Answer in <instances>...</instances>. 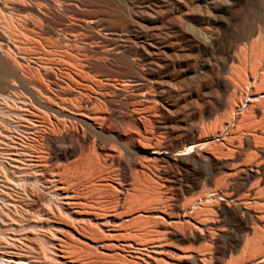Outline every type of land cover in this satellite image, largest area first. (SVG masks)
Masks as SVG:
<instances>
[{
  "label": "rangeland",
  "instance_id": "obj_1",
  "mask_svg": "<svg viewBox=\"0 0 264 264\" xmlns=\"http://www.w3.org/2000/svg\"><path fill=\"white\" fill-rule=\"evenodd\" d=\"M59 1L79 4L77 12L83 17L92 18L97 22L99 20V23L102 21L94 31H106V34L109 32L108 39L113 42L118 41L117 44L126 46L122 49L123 54L117 57L118 61L126 55L136 65L143 64L150 67L148 62L143 61L144 54L150 51L157 54L153 56V59L159 67L160 81L156 85L148 84L146 87L154 95L152 99L158 106L155 125L165 124L168 126L167 131H156L154 137L157 139L161 137L159 141L162 147L168 149L173 159L168 164L166 162L158 163L159 170L133 182L130 193L138 200L131 204L129 211L146 212L156 207L162 212L175 215L184 205L197 208L205 206L209 211L207 218L211 221V224H207L209 235L198 242H194L190 238L182 240L179 237L166 236L165 241L168 245L166 249L172 251V247H179L195 251L205 256L206 264H260L256 261H259L264 254V203L261 202L264 199V187L258 182V178L246 177L243 170L244 167H250L253 171L259 172L257 177L264 175L262 172L264 170V154L263 156L259 155L264 152V121L258 122V118L254 117L250 111L240 115L233 113L240 97L248 91V88L250 91L264 92V79L259 83L264 77V64L258 62L259 58L264 59V52L255 51L249 56L247 54L244 57L245 64L241 65L236 61L239 60L238 58L231 62L227 56L229 53L231 55V52L238 56L236 51L255 41L259 31L261 39L264 41V21L259 23L260 19H264V12L261 13L259 10L260 6L264 7V0H229V6L225 7L221 13L211 12L213 7L209 3L210 0H164L170 4L168 14H164V8H159L160 0ZM212 14L215 15V18ZM172 17H175V20ZM171 19H173L172 22ZM34 23L40 30L31 31V27L23 15L0 8V34L3 33L4 38L9 39V43L13 44L14 48L20 52H35L34 50L40 52L45 47L56 44L54 43L55 39L51 37L53 33H60V16L49 13L44 21L35 19ZM156 26L158 30H156ZM204 26L209 34L203 33ZM199 35L206 38L203 40ZM201 39L202 42H200ZM13 45L5 47L0 44V51L5 52L3 59L0 60V101L4 100L5 102H0V104L10 109L16 98L24 97L29 100L22 91L7 88L9 83L14 82L11 72H6L5 66L6 62L11 64L15 61ZM131 46L137 51L129 50L128 48ZM234 48L235 50H233ZM217 49L218 51H216ZM170 62L172 63L170 64ZM16 67L27 80L42 83L41 74L38 72L35 74L36 71H31L20 64ZM200 75V79L203 81L198 79ZM148 80L151 83L155 81L150 77ZM216 80L226 81L230 85L229 89L221 93L222 103H216ZM232 92H235L236 95L233 96ZM164 112L169 116L171 113L172 116L167 117ZM175 115L177 116L174 117ZM262 116L264 117V112ZM5 117L16 118V116L0 112V127L10 131L16 141H20L32 151L41 147L42 140L39 133L30 132V134L22 128L8 125L4 120ZM242 117H246L243 123ZM187 127H197V130L182 129ZM226 127L228 131L223 132ZM48 135L51 137L54 134ZM198 138H210L213 142L201 146L196 154L192 152L193 150H189L191 155L187 152H180L185 147L187 149L192 147ZM245 138L251 141L252 148L244 147L243 140ZM92 140L93 138L90 137V141ZM28 142L29 144H27ZM52 148L54 150L55 146ZM210 148H217L212 151L213 156L211 152L209 153L208 149ZM127 152L131 154L130 157H135L131 149H127ZM189 155L193 156L192 161L188 159ZM153 156L162 157L157 154ZM204 156L209 158L205 162L200 161V158H204ZM7 157L6 152L0 146V175L5 181L6 179H17L15 184H18L19 190L22 189L19 192L8 191L6 196H2L4 184L0 182V264H10L2 259V252L16 253L20 246H25L28 249L26 256L35 260L36 264H132L127 259L116 260L89 254L75 241L74 236H71L60 253H56L55 245L46 238L38 236V234L44 236L52 234L51 227L47 225L48 221H46V206L36 202L45 194L33 181L23 182L25 187H21L18 177L12 176L7 169ZM184 158L185 160H183ZM214 160L218 163L214 166L215 168L211 162ZM220 166L222 169H219ZM230 167L234 169V172L229 174L227 168ZM117 174L121 176V179L128 178V171L124 167L122 159L119 161ZM97 180L89 172L82 171L68 173L63 177L62 182L69 190L80 192ZM114 195L112 198L102 199V202L109 204L115 197H119L118 192ZM87 197L90 200L98 199L95 192L90 193ZM198 199L201 201L198 202ZM247 200H252L250 209L261 218V222H251L242 218L238 213L236 209L238 202ZM32 220L33 223H31ZM62 220V223H65L64 217ZM155 220L157 221L159 218H155ZM156 227L160 230L162 226L159 224ZM152 228V225L142 219L134 222L130 231L137 236L139 243L145 244L148 241L144 239V235ZM56 254L60 255V258Z\"/></svg>",
  "mask_w": 264,
  "mask_h": 264
},
{
  "label": "bare ground",
  "instance_id": "obj_2",
  "mask_svg": "<svg viewBox=\"0 0 264 264\" xmlns=\"http://www.w3.org/2000/svg\"><path fill=\"white\" fill-rule=\"evenodd\" d=\"M159 3L161 4L159 8H164V14H168L170 4L164 0H160ZM209 3L213 7L212 13H221L230 4L229 0H210ZM79 6V4L63 3L59 0H0L1 10L23 15L25 21L30 25L31 31L40 30L34 20L44 21L49 13L60 16L61 21L60 33H53L51 37L55 39V46L45 47L40 52L36 50H34L35 52L29 51L30 53L20 52L14 48L13 44L9 43V39L4 38L3 33L0 34V44L5 47L13 45L15 51V61L11 64H7V62L5 64L6 72H11L14 81L9 83L7 88L22 91L29 99L16 98L15 103L11 104L12 107L9 105L11 109L0 104V112L5 115L14 114L16 116V118H4L8 125L22 128L28 133H39L42 140L41 147L32 151L20 141H16L10 131L0 127V146L8 156L6 166L11 175L17 176L20 183L22 181V184L18 182L21 187L24 186L23 182L33 181L45 194L36 202L46 206V221H48L47 225L51 227L52 234L49 236L38 234V236L39 238H46L55 245L56 253H60L71 236H74L76 240L74 238L73 240L86 252L97 257L116 260L127 259L132 264H206L205 256L195 251H188L179 247H172V251H168L166 249L168 245L165 241L166 236H175L182 240L190 238L194 242L204 240L209 235L207 224H211L207 218L209 211L205 206L197 208L184 205L175 215L162 212L156 207L146 212L129 211L131 204L138 200L130 193L133 182L159 170L158 163L166 162L168 164L173 159L168 149L162 147L159 141L161 137L158 139L154 137L156 131H167L168 126L165 124L155 125L158 106L152 99L154 95L146 87L148 84L156 85L160 81L159 67L153 59V56L157 54L150 50L149 53L144 54L145 59L143 61L148 62L150 67L143 64L136 65L126 55L118 61L117 57L123 54L122 49L126 46L117 44L118 41L113 42L108 39L109 32L107 34L106 31L95 32L94 29L102 21L99 23V20L97 22L92 18L83 17L77 12ZM259 10L261 13L264 12V7L260 6ZM212 15L215 18V15ZM173 19L170 21L172 22ZM167 20L169 21V19ZM224 20L226 19L224 18ZM263 21L264 19H260L259 23L261 24ZM156 30H158L157 26ZM186 31L188 30L186 29ZM203 33L209 34L206 28L203 29ZM110 35L112 34L110 33ZM199 36L203 40L206 38ZM146 37L148 38V35ZM149 46L151 45L149 44ZM128 49L135 51L132 46ZM219 50L221 49L219 48ZM255 51L264 52V41L261 39L260 31L255 41L240 47L236 51L238 56L231 52L227 58L231 62L238 58L239 60L236 61L241 65L245 64L244 57ZM3 54L5 52L0 51V60L3 59ZM258 62L264 64V59L259 58ZM19 64L31 71H36L35 74L37 72L41 74L42 83H37L39 81L32 82L24 78L16 67ZM250 67L252 66L250 65ZM148 77L155 79V81L149 82ZM200 77L201 75L198 79L201 81ZM263 79L264 77L259 83L263 82ZM215 84L216 103H222L221 93L229 89L230 85L226 81L220 80H216ZM232 95L235 96V92H232ZM0 102L4 103L5 101ZM263 106L264 92L250 91L248 88V91L240 97L233 114L240 115L250 111L254 117L258 118V122H262L264 121ZM164 113L167 117L172 116L170 112V116L168 113ZM245 119L246 117L241 118L242 123ZM177 127L179 128V126ZM182 129L195 131L197 127ZM227 129L226 127L223 132L228 131ZM50 133L54 135L49 137L48 134ZM16 135L19 137L18 134ZM258 136L260 137V135ZM90 137L93 138L92 141H90ZM211 142L213 141L210 138H198L192 147L188 149L185 147L180 152H187L188 154L189 150H193L192 152L196 154L201 146L209 145ZM243 144L244 147L252 148L248 138L243 140ZM53 146H55L54 150ZM127 149H131L135 157H130L131 154H128ZM208 150L212 155V151L217 150V148ZM51 154L52 156H50ZM154 154L162 155V157H154ZM263 154L264 152H261L259 155L263 156ZM192 157L190 156L188 159L192 161ZM208 158L204 156V158H200V161L205 162ZM121 159L128 171L127 179H121V176L117 174ZM211 162H213V167L218 165L215 160ZM219 169L222 167L220 166ZM82 171L89 172L98 180L83 188V191L69 190L62 182L63 177L68 173L73 174ZM227 171L230 174L234 172V169L230 167L227 168ZM243 171L246 177L258 178V182L264 187V175L257 177L259 172L253 171L250 167H244ZM15 180L17 179H6L5 181L0 175V182L4 184L2 196H6L8 191L19 192L22 189L19 190ZM32 189L34 188L32 187ZM92 192L97 194L99 200L88 199L87 196ZM117 192L119 197H115L109 204L102 202V199L112 198ZM200 199L198 202L201 201ZM261 202L264 203V199ZM251 203L252 200L238 202L236 207L238 213L242 218L251 222H261V218L250 209ZM63 217L65 223H62ZM155 218H159V220L156 221ZM142 219L153 226L144 235V239L148 241L145 244L139 243L137 236L130 231L134 222ZM159 224L162 226L160 230L156 227ZM31 234L33 233L31 232ZM27 253L28 249L25 246H20L16 253L2 252V259L10 264H36L35 260L26 256ZM56 255L60 258V255ZM256 262L260 264L264 262V254Z\"/></svg>",
  "mask_w": 264,
  "mask_h": 264
}]
</instances>
